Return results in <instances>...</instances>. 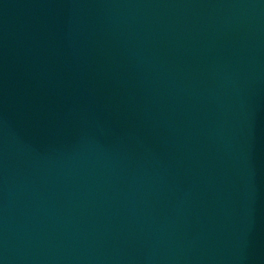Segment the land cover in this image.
Here are the masks:
<instances>
[{"label": "water", "instance_id": "water-1", "mask_svg": "<svg viewBox=\"0 0 264 264\" xmlns=\"http://www.w3.org/2000/svg\"><path fill=\"white\" fill-rule=\"evenodd\" d=\"M0 264H264V0H0Z\"/></svg>", "mask_w": 264, "mask_h": 264}]
</instances>
